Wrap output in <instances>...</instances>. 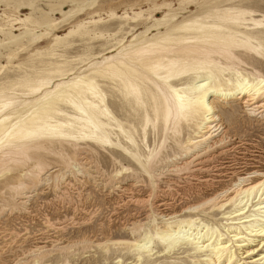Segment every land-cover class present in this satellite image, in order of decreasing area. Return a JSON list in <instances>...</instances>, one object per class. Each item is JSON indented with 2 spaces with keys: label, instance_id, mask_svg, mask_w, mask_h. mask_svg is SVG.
<instances>
[{
  "label": "bare ground",
  "instance_id": "1",
  "mask_svg": "<svg viewBox=\"0 0 264 264\" xmlns=\"http://www.w3.org/2000/svg\"><path fill=\"white\" fill-rule=\"evenodd\" d=\"M24 1L39 16L7 17L10 28L0 26L7 64L43 37L54 36V43L50 50L32 53L30 61L38 65L23 75L0 76V200L10 211L23 210L43 185L56 184L62 173L50 159L95 182L87 159L81 161L86 158L81 143L91 142L110 149L117 165L108 178L98 175L97 185L132 195L137 204L158 196L163 207L151 217V230L137 219L124 224L126 238L53 242L35 246L28 258L37 263L52 251L66 253L78 243L95 242L105 252L118 246L134 256L135 264H149L156 243L163 245L162 255L184 248L193 264H264L263 159L258 150L244 148L245 142L234 144L224 115V110L231 112V123H238L236 113L247 122L264 121V74L253 65H264V13L245 7L247 0H193L179 5L180 11L195 6L181 18L168 15L170 7L156 17L163 8L154 4L148 9L152 24L137 34L133 24L142 12L113 13L121 23L108 51L89 55L85 67L77 68L68 67L70 61L59 60L56 52L75 31L65 36L51 31L81 14L84 0H47L49 12L36 8L35 0ZM69 3L82 5L65 10ZM16 24H21L18 34L12 31ZM4 68L0 63V73ZM128 160L155 190L134 196L143 181L136 169L122 163ZM171 176L213 191L178 209L175 194L159 189L163 183L179 199L187 197Z\"/></svg>",
  "mask_w": 264,
  "mask_h": 264
},
{
  "label": "rangeland",
  "instance_id": "2",
  "mask_svg": "<svg viewBox=\"0 0 264 264\" xmlns=\"http://www.w3.org/2000/svg\"><path fill=\"white\" fill-rule=\"evenodd\" d=\"M35 1L34 6L36 8L49 12L47 0ZM192 1L193 0H84V9L80 12L81 14L75 15L73 18L71 17L59 23L62 20V16L57 13L52 15L59 23L58 26L51 31L52 35L58 34L60 36H65L70 31H75L72 35L65 38L62 45L57 49L56 52L60 55L58 59L70 61L68 67L74 66L77 68H84L87 62L86 58H88L89 55L94 56L100 53H106L112 44V34L118 31L121 23L120 20L118 21L112 17L113 13L117 16H123L124 13L133 15V12H142L138 24H133L136 25V32L133 31V33L137 34L144 31L152 24V21L149 19L148 9L153 7L154 4L163 8L156 14V17L164 16L167 12V8L170 7L173 11L167 14L173 15L175 13L178 14L177 17L180 16L179 18H181V15L189 14V10L194 11L195 6L193 5L190 9L180 11L178 9L179 5L187 2V5H189L192 4ZM243 4L245 7L256 9L259 13H264V0H247L243 1ZM80 5L82 4L69 3L65 7V10L71 8L76 9V7L78 8ZM26 15H31L33 18L39 16L38 12H32V9L29 5L25 4L24 0L0 1V26L9 29L10 21L8 22V18H24ZM91 21L98 22L91 23ZM19 26H21V24L13 26L14 28L12 31L15 34L20 32L18 29L20 28ZM29 27L39 32L45 31L44 28L38 25H29ZM125 29L128 30L127 27H125ZM53 37L54 36L43 37V39L41 38L37 43L30 46L28 50L18 52L11 60L12 66L10 64L9 66L7 64V59L3 57L6 50L0 48V63L6 65V68L2 70L0 76L18 78L29 71V68L33 65H38V62H35L37 60L33 62L30 61L32 53H35L37 50H50L51 45L54 43ZM0 39H3L1 33ZM19 64H21V66H19ZM253 65L264 74V65ZM243 68L252 72L250 67L243 66ZM224 115L225 125L227 126L229 135L236 138H232V141L235 142L234 144L241 141L245 142L244 148L258 150L257 152L262 156V161L264 163V121L247 122L248 119L243 113H236L235 115L238 123H231V112L224 110ZM242 115L244 116L242 117ZM149 144L152 148L153 143L151 136L149 138ZM81 146L84 148V152H86V154L83 155L86 158L81 161L85 162L87 159V167H90L92 175L96 176L95 182L92 178H88L81 173H77L78 175L70 173V171L63 169L54 159H50V165L55 167L58 166L62 173L61 178L56 184L50 182L48 185H43L28 201L26 208L23 210L10 211L8 210L10 206H5L4 202L0 200V211L2 209H5V211L7 210L0 216V264L136 263L134 256L122 251L120 247L111 246L108 252H105L103 248L95 247V242L94 244L88 243L86 245L78 243L79 245H76L70 252L66 253L52 251L37 263H34L31 258L27 256L28 252L30 253L35 246L47 245L50 247L58 241L74 243L76 241L80 242L83 239L89 241H102L106 238H126L129 236V232L125 230V225L137 219L142 220L145 230H151L153 227V218L151 217L157 212V208H163L160 205L161 201L158 200L161 197L157 196L156 199H153L154 201L150 203L137 204L131 198L132 195L128 197H126V195L120 196V192L111 191L110 189L97 185L96 183L100 175L101 178H108L117 167L112 160V151L110 149L101 150L91 142H83ZM246 156L249 157V155ZM122 163L131 165L132 168L136 169L137 175L141 176V180L143 181V183H141L142 185L139 184L136 188V192L133 191L134 196H145L148 192L152 191L153 188L154 190L156 189V187L149 184L143 172L138 169L133 162L128 160L122 161ZM170 179L184 186L182 191L187 194V197L179 199L180 196L177 195V191L168 190L163 183H159V189L166 190L168 194H175L178 200L175 199L173 204L178 209L186 203H193L194 201L204 199L205 196L213 191V189L205 187L204 185L196 186L192 184L193 187L187 185L188 183L189 185L190 183H195L194 181H190L185 185V183L181 182L183 180L177 181L176 176H171ZM172 188L176 187L172 185ZM219 188L220 187H215L214 189ZM5 197L7 198V196ZM170 197L172 196L170 195ZM166 199L171 201L169 197ZM198 215L213 221L203 214ZM212 215H214L213 217L218 222L223 221L220 219L218 212H214ZM156 222L160 225L161 219L157 217ZM57 226L61 227V229H58ZM153 248L158 256L155 254L149 264H193L187 257L188 253L185 252L184 248L175 250L166 255H162L159 252L163 249L162 244L154 243ZM137 264H144V262H138Z\"/></svg>",
  "mask_w": 264,
  "mask_h": 264
}]
</instances>
